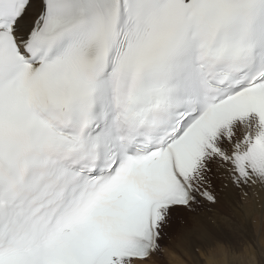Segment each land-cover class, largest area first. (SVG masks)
<instances>
[{
	"label": "snow or ice",
	"instance_id": "obj_1",
	"mask_svg": "<svg viewBox=\"0 0 264 264\" xmlns=\"http://www.w3.org/2000/svg\"><path fill=\"white\" fill-rule=\"evenodd\" d=\"M262 194L264 0H0V264H155Z\"/></svg>",
	"mask_w": 264,
	"mask_h": 264
},
{
	"label": "bare ground",
	"instance_id": "obj_2",
	"mask_svg": "<svg viewBox=\"0 0 264 264\" xmlns=\"http://www.w3.org/2000/svg\"><path fill=\"white\" fill-rule=\"evenodd\" d=\"M261 200H262V202H264V194L261 195ZM212 209H214V210L201 211L199 214H197V215H199V217H198L199 219H197L195 217L196 215H186L182 218V220L181 219L176 220L173 223L171 229L169 230L170 238L167 240H164V242L166 241L165 243L167 244L165 247V251L163 252L165 255L163 254L164 256H162V258H160L157 261L160 264H167V261H168V263L170 262L171 264H181L179 262L180 259L178 260L176 257H173L169 251V249H175V247L178 248L177 244L174 243V241H172L173 237H174V233L177 234L179 236V238H182L185 235L184 237L191 236L193 239H195V238H199V237L203 236L206 233L211 234L212 236L218 237V238L229 237V236H232L235 232H237L239 229H242V228H246L248 231V227L245 226V223H246V225L250 224L251 218L253 217V215H256V213H258L259 216H261V214L264 213V210L258 209V207L255 203V197H251L248 199L240 198L239 201L236 203H233L228 199H221V201L217 205L213 206ZM188 227L190 228L189 230L187 229ZM249 230H250V228H249ZM258 238H261V237H258ZM261 242H262V240H261ZM180 243H181V241H180ZM208 243L211 245V250H209L207 252L209 257L206 258L204 255L206 260L201 258L202 260H205L204 264L205 263L209 264V263H211L210 261L213 262L214 259L211 260V253H213L214 250L215 251L217 250L220 255H221V253H224L226 255V258L229 259L230 264H243L242 259H244L243 257H245L242 255V252L245 253V251L243 250L244 249L243 247H242L243 248L242 252L239 256L229 257L227 250L226 249H225V251L222 250V248L220 246L221 243L219 244L214 239H210L208 241ZM242 245L243 244L240 245V248ZM222 246H223V244H222ZM263 247H264V245H263ZM249 249H251V248H249ZM178 250H179V248H178ZM257 250H258V261L260 264H264V249L263 248L259 249V247H258ZM252 252H253V250H252ZM250 254L252 255V253H250ZM199 255H200V253H199ZM212 255H214V254H212ZM247 255H248V253H247ZM249 256L250 255H248L247 257L249 258ZM253 256H254V254H253ZM253 256H251V257L253 258ZM247 257H245V258H247ZM217 258L218 257H216V259ZM220 258H222L220 261H223L225 263V261L223 259H226V258H223V256H221ZM253 259H251V260H253ZM198 260H196V261L198 262ZM249 260H247L246 262H248ZM184 263H185V261H184ZM191 263H192V261H191ZM213 263L215 264L217 262H215V260H214ZM227 263H228V261H227ZM188 264H190V262ZM219 264H222V262H220Z\"/></svg>",
	"mask_w": 264,
	"mask_h": 264
},
{
	"label": "rangeland",
	"instance_id": "obj_3",
	"mask_svg": "<svg viewBox=\"0 0 264 264\" xmlns=\"http://www.w3.org/2000/svg\"><path fill=\"white\" fill-rule=\"evenodd\" d=\"M212 210H214V209H212ZM197 219H199L198 217H199V215H196L195 216ZM258 217V218H257ZM260 221V222H259ZM256 222V223H255ZM235 224V223H234ZM254 225V226H253ZM262 225V226H261ZM245 226L246 227H248V233L251 235V237H252V240H253V243H255V246H256V250L255 251H253L252 252V249H249V247L246 245V244H243L242 246H241V252H242V249L245 251V253L244 252H242V255L243 256H245V257H247L248 255H250L249 256V258L247 257V258H245V257H243L244 259H242L243 260V264H260L259 263V261H258V247H259V249H264V247H263V245H264V213H262L261 214V216H259L258 215V213H256V215H253V217L251 218V221H250V224H248V225H246V223H245ZM251 226V227H250ZM226 228V227H225ZM249 228H250V230H249ZM257 228V229H256ZM188 230L190 229L189 227L187 228ZM227 229V228H226ZM256 229V230H255ZM262 229V230H261ZM185 236V235H184ZM183 236V237H184ZM255 237V238H254ZM258 237H261V238H258ZM259 240H258V239ZM255 240V241H254ZM259 242H258V241ZM261 240H262V242H261ZM172 241H174V243H176L177 244V247L179 248V250H180V248H181V244H182V239L181 238H179V236L177 235V234H175L174 233V237H173V240ZM180 241H181V243H180ZM217 241V240H216ZM166 242V241H165ZM164 241H162V244L163 245H165V247H166V243H165ZM219 243V242H218ZM260 245H259V244ZM220 244V243H219ZM262 244V245H261ZM221 246V248H222V250H224L225 251V249L227 250V248L226 247H224V245L222 246V244L220 245ZM224 247V248H223ZM243 247V248H242ZM178 248H176L175 247V249L177 250V251H179L178 250ZM214 250V249H213ZM217 251V250H216ZM215 250H214V252L213 253H211V260L212 259H214L215 260V262H217V263H215V264H219L220 262H222V264H226L227 263V261H228V263L227 264H230L229 263V259L228 258H226V255L224 254V253H221V255L219 254V252L217 253ZM252 253V255L249 253ZM256 252V253H255ZM244 253V254H243ZM247 253H248V255H247ZM164 253H162L161 254V258H162V256H164L163 255ZM212 254H214V255H212ZM223 254V255H222ZM253 254H254V256H253ZM201 255V256H200ZM200 255H199V252L196 254V260H198V262L196 261V260H193V259H190V258H188V257H185L184 259H183V261L181 262L180 260H179V258H177L176 256H174V255H172L173 257H176L178 260H179V262L181 263V264H188L189 262H190V264H204V262H205V260H206V258L207 257H209V255L208 254H206L205 255V257H204V255L203 254H201L200 253ZM241 255V256H242ZM214 256V257H213ZM218 257L217 259H216V257ZM221 256H223V258H226V259H223L224 261H225V263L223 262V261H220L222 258H220ZM225 256V257H224ZM251 256H253V258L251 257ZM213 257V258H212ZM251 257V258H250ZM205 259V260H202V259ZM201 259V260H200ZM251 259H253V260H250ZM257 259V260H256ZM214 260H213V262H214ZM218 260V261H217ZM247 260H249L248 262H246ZM256 260V261H255ZM163 261V260H162ZM161 261V262H162ZM184 261H185V263H184ZM189 261V262H188ZM191 261H192V263H191ZM194 261V262H193ZM220 261V262H219ZM254 263H253V262ZM201 262V263H200ZM211 263H209V264H214L212 261H210ZM219 262V263H218ZM150 264H153V262H151ZM155 264H160L158 261H155ZM167 264H171L170 262L168 263V261H167ZM205 264H207V263H205Z\"/></svg>",
	"mask_w": 264,
	"mask_h": 264
}]
</instances>
